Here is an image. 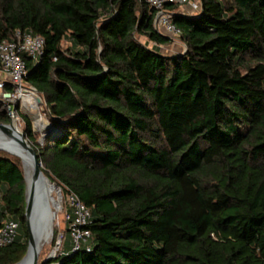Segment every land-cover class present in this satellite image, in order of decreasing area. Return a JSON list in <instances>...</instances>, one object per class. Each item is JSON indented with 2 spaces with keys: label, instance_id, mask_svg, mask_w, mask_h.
<instances>
[{
  "label": "trees",
  "instance_id": "16d2710c",
  "mask_svg": "<svg viewBox=\"0 0 264 264\" xmlns=\"http://www.w3.org/2000/svg\"><path fill=\"white\" fill-rule=\"evenodd\" d=\"M201 3L167 6L186 49L166 56L148 0H0V44L45 41L27 83L51 130L39 142L21 115L27 139L91 214L89 250L67 221L62 253L39 264H264V0ZM15 154L0 151V228L19 223L0 264L20 262L30 236Z\"/></svg>",
  "mask_w": 264,
  "mask_h": 264
},
{
  "label": "built area",
  "instance_id": "2783aa9c",
  "mask_svg": "<svg viewBox=\"0 0 264 264\" xmlns=\"http://www.w3.org/2000/svg\"><path fill=\"white\" fill-rule=\"evenodd\" d=\"M149 5L156 10L155 28L163 35L173 39H180L181 30L173 22V12L167 9L168 5L189 6L194 10H201V0H148ZM15 39L0 44V103L3 112L10 120L20 123V108L27 110L25 100L31 94L39 92L27 83L28 68L26 57L34 62L41 59L45 41L41 36L29 32L17 31ZM9 86L10 89H7ZM39 93V94H38ZM41 100V99H40ZM41 101L38 103V108ZM28 111V110H27ZM65 220L70 221V234L74 243V250L86 246L89 250L92 234L86 228L90 222V210L73 193H67ZM19 235V223L15 220H6L0 228V248L12 244ZM63 235H60L57 244H61ZM59 247V246H58Z\"/></svg>",
  "mask_w": 264,
  "mask_h": 264
},
{
  "label": "water",
  "instance_id": "95a60500",
  "mask_svg": "<svg viewBox=\"0 0 264 264\" xmlns=\"http://www.w3.org/2000/svg\"><path fill=\"white\" fill-rule=\"evenodd\" d=\"M40 101L41 100L39 99V102ZM9 137L12 138V140L8 144L14 146L16 149L24 153L28 163L33 169L34 174L33 182L29 184L26 179L24 165L22 164L24 169V179L26 181L25 216L27 219V227L30 236L27 253L17 264H23L25 259L29 257L31 251L32 255L27 264H39L40 252L34 242L33 233L40 235L45 231L47 225L53 220L49 203L43 197L42 185L46 176L43 172V164L40 162L39 157L27 139L26 134L21 129L16 127L12 120L10 124L0 123V141H6ZM0 151L13 156L10 152H8L6 149H3L2 147H0ZM57 246H59V244H57Z\"/></svg>",
  "mask_w": 264,
  "mask_h": 264
},
{
  "label": "rangeland",
  "instance_id": "374dc122",
  "mask_svg": "<svg viewBox=\"0 0 264 264\" xmlns=\"http://www.w3.org/2000/svg\"><path fill=\"white\" fill-rule=\"evenodd\" d=\"M178 11L181 13H185V14H197V13H199L200 10L199 9L194 10L192 7H189V6H179ZM140 41H142V43L146 42L148 44L149 48H152L154 46V43L147 42V39L144 37H141ZM70 46H71V43L69 40H67L63 44V49L66 50ZM185 49H186L185 45L179 39H173L171 44H168L166 46L161 47V53L166 55V56H171V55L173 56V55H178V54L184 53ZM39 97L41 99V104H40L38 109H39V114L43 120L42 124H40V125L36 124L37 123L36 117L34 115H31L25 109L20 108L19 113H20V115L25 116L26 118H28L31 121L32 130L35 133V136L37 137L39 142L43 143L44 140L46 139V136L48 135L49 131L51 130V125H50V121L48 119V109L46 106L45 98L41 94H39ZM1 111H3L2 108H1ZM10 123H11V120L9 118L8 124H10ZM16 123H17L18 128L21 129L25 133L26 124H25L24 120L22 119V117H21L20 123H18V121H16ZM1 124H3V123H1ZM15 155L18 158H20V156H18L19 154L18 155L15 154ZM21 163H22V161H21ZM22 167H23V165H22ZM59 189L61 190L62 204L63 205H62L60 213L55 215L52 237L42 247L40 255H39V263H41L43 261L46 262L49 259L55 258V257L59 256L63 251L62 242L64 240V235L67 231V229H66L67 222L65 220L67 193L66 192L64 193L60 187H59ZM68 228H69V226H68ZM55 231H57V233H58L56 238H55ZM60 235H63V238L61 240V244L58 247L57 243H58V239H59Z\"/></svg>",
  "mask_w": 264,
  "mask_h": 264
},
{
  "label": "bare ground",
  "instance_id": "6f19581e",
  "mask_svg": "<svg viewBox=\"0 0 264 264\" xmlns=\"http://www.w3.org/2000/svg\"><path fill=\"white\" fill-rule=\"evenodd\" d=\"M26 103V107L28 112L31 115H34L37 119V123L38 125L42 124L43 120L39 114V109H38V103H39V99L38 96L36 95V93L31 94L29 97L26 98L25 100ZM13 123L17 126L16 120H13ZM10 140V141H8ZM12 138H7L6 141H0V147H2L3 149H6L8 152L15 154L9 150H12L14 152H16L17 154H19L22 164L24 165V169H25V174H26V179L28 181L29 184H31L33 182L34 179V174H33V169L30 166V164L28 163L26 156L24 155V153H22L20 150L16 149L14 146L9 145L8 143L11 142ZM13 142V141H12ZM43 197L48 201L50 209H51V215L53 220L47 225L45 231L43 233H41L40 235L33 233V238H34V242L36 244L37 249L39 250V252H41L42 247L51 239L52 237V231H53V227H54V220H55V215L59 214L62 208V194H61V190L58 188V186L51 182L47 177L44 179L43 181ZM32 255V251L29 254V257H27L24 261L23 264H27L30 257Z\"/></svg>",
  "mask_w": 264,
  "mask_h": 264
},
{
  "label": "crops",
  "instance_id": "0c3cea01",
  "mask_svg": "<svg viewBox=\"0 0 264 264\" xmlns=\"http://www.w3.org/2000/svg\"><path fill=\"white\" fill-rule=\"evenodd\" d=\"M163 47V46H162Z\"/></svg>",
  "mask_w": 264,
  "mask_h": 264
}]
</instances>
